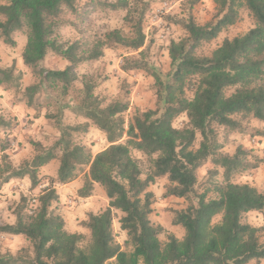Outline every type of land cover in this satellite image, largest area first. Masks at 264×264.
Listing matches in <instances>:
<instances>
[{
	"label": "trees",
	"instance_id": "16d2710c",
	"mask_svg": "<svg viewBox=\"0 0 264 264\" xmlns=\"http://www.w3.org/2000/svg\"><path fill=\"white\" fill-rule=\"evenodd\" d=\"M200 1L188 0L187 4L193 10ZM214 3L218 11L211 23L198 25L192 12L179 22L187 37L171 41L169 55L175 69L164 82L148 61L152 42L148 44L145 33L149 7L145 8L143 0H1L0 38L15 47L16 33L24 32L27 37L23 62L36 79L24 92L29 107L40 105L43 92L56 95L55 103H59L80 80L77 69L81 65L117 48L139 52L138 58L124 61L122 70L143 71L154 78L157 107L135 115L127 124L123 115L129 103L119 100L105 105L94 86L85 82L73 111L86 123L64 126L59 108L50 116L61 130L53 147L34 142L37 154L19 169L4 154L0 187L28 178L34 191L42 185V168L56 160L59 168L37 198L21 197L14 224L0 226L2 235L26 237L32 256L25 255L26 250L13 255L0 249V264H250L264 260L260 229L243 220L247 213L264 212V188L233 181L237 174L257 169L264 156L254 164L242 148L231 157L224 156L218 132V128L240 131L242 120L250 118L264 122V0ZM91 6L125 11L130 33L115 29L90 43L62 42L60 31L69 24L67 17L78 16ZM243 10L254 20V27L242 36L225 39L209 56L198 55L204 44L241 21ZM50 53L65 60L67 66L63 70L41 68ZM22 80L16 65L0 69V86L5 91H19ZM181 117L186 121L176 127ZM8 126L0 116V130ZM91 127L109 144L95 155L75 140L76 134L87 133ZM256 135L264 138V132ZM198 136L201 140L196 148ZM6 148L3 146V151ZM132 150L153 159L146 178ZM207 163L215 169L209 172V179L214 181L222 169L224 184H213L216 198H208L207 191L197 194L195 203L191 195L199 184V170ZM84 171L86 181L79 197L91 198L98 184L109 202L103 212L90 214L81 223L90 233L88 244L82 246L86 236L68 232L64 218L51 208L59 202L56 187L73 183ZM161 178L169 181L166 197L189 200L173 220L174 226L185 229L184 238L170 235L165 244L159 239L161 228L151 219L155 195L149 190ZM32 200L38 205L29 212ZM119 212L118 230L125 235L124 244L118 242L114 229ZM218 217L221 220L215 223Z\"/></svg>",
	"mask_w": 264,
	"mask_h": 264
},
{
	"label": "rangeland",
	"instance_id": "374dc122",
	"mask_svg": "<svg viewBox=\"0 0 264 264\" xmlns=\"http://www.w3.org/2000/svg\"><path fill=\"white\" fill-rule=\"evenodd\" d=\"M100 1L111 2V0ZM143 1L146 4L145 8L149 7L145 19V33L148 44L152 42L150 43L148 61L163 81L167 82L175 69L171 64L169 55L170 43L171 41L179 42L187 37L186 31L179 25V22L186 20L192 12L196 23L204 26L216 19L218 10L214 0H201L193 10L187 4L188 0ZM125 16V11H113L100 6H91L78 16L69 15L67 17L69 24L60 31L61 40L62 42L82 40L90 43L95 38L115 29H122L126 34H129L130 28L125 22ZM254 25L255 22L252 17L243 10L241 21L221 33L212 43L204 44L198 50V55L209 56L225 39L242 36L249 32ZM15 42L16 46L11 47L0 38V69L6 70L16 65L17 70L23 76L22 87L19 91H5L0 86V116L9 124L7 129L0 130V167L3 165V155L8 154L14 168H22L37 154L33 145L34 142L42 143L47 149L53 147L61 137V130L50 116L57 114L59 108L63 110L62 122L64 126H77L86 123L84 118L73 111L82 98L85 82L94 86L95 94L105 102V105L119 100L127 101L129 110L123 115L127 124L132 121L135 115L154 110L157 107L154 78L143 71L124 72L122 70L124 61L127 58H138L139 52L117 48L107 49L101 59L81 65L77 69L80 80L66 98H59V103H55V100L58 99L56 95L43 92L39 99L40 105L36 109L31 108L27 104L24 92L26 88L36 82V79L32 69L23 62L22 55L27 43L26 34L24 32L16 33ZM66 66L65 60L51 53L40 64L41 68L50 70H63ZM185 121L186 118L181 117L175 126L181 127ZM240 131L232 132L218 128L220 142L223 145L221 153L231 157L239 148H242L248 153L249 160L254 164L264 156V138L256 135L258 132H264V122L252 118L242 120ZM75 140L90 150L93 155L109 145L105 136L94 127H91L87 133L76 134ZM200 140L201 137L198 136L196 148H198ZM3 146H7L5 151H3ZM131 153L143 171V178H146L151 171L153 159L136 150H132ZM57 167L59 168L58 160L40 170L42 185L34 191L30 190L31 182L28 178L14 180L0 187V226L11 225L16 222L15 210L21 201V197L37 198L50 179L56 177ZM213 170L215 169L212 163L205 164L199 170V184L194 194L191 195L193 202H197V194H203L207 191H209L208 198L218 196L213 184H224L223 170L219 169V174L214 181H211L209 172ZM86 172L84 171L79 175L78 180L80 182H76L74 186L71 185V190L81 187V182L84 185ZM233 181L238 184H249L263 190L264 163H259L257 169L237 174ZM168 185V179L161 178L149 189L155 195L154 213L151 219L154 225L161 228L159 239L163 244L167 243L170 235H175L180 240L184 238L185 229L181 226H174L173 220L176 212L189 205V200L166 197ZM61 187H56L59 188L57 190L59 202L54 203L51 209L67 221L66 230L70 233L74 232L75 224H78L82 219H88L90 214H100L108 207L101 191L93 193L94 198L88 200L79 198V191L72 193ZM37 205L38 203L32 200L28 207L29 212L34 210ZM121 215L120 212L117 213L114 229L118 242L124 244L125 235L118 230V218ZM220 220V217L216 218L215 223ZM243 220L245 223L260 229V241L264 244V212L247 213ZM81 234L86 236L82 242V246H85L90 239V233L85 230ZM0 249L4 253L8 252L13 255L26 250L25 255L32 256L31 243L24 236L12 237L0 234ZM250 264H264V260L261 262L253 261Z\"/></svg>",
	"mask_w": 264,
	"mask_h": 264
},
{
	"label": "crops",
	"instance_id": "0c3cea01",
	"mask_svg": "<svg viewBox=\"0 0 264 264\" xmlns=\"http://www.w3.org/2000/svg\"><path fill=\"white\" fill-rule=\"evenodd\" d=\"M54 162V161H53ZM47 167V166H46ZM57 169H58V167H57ZM56 169V170H57ZM56 174H57V172H56ZM57 176V175H56ZM14 181V180H13ZM76 182H80L78 179L76 180V181H74L73 183H70V184H68V185H65V186H62L61 188L62 189H66V191L68 190V191H70V192H72V193H74V192H77V191H79L82 187H83V182H81L82 183V186L81 187H78V188H76V189H73V190H71L72 188H70L71 187V185H73L74 186V184L76 183ZM59 188H57V190H58ZM60 191V190H59ZM98 191H101L103 194H104V201H105V203H107V205H108V199H107V196H106V194H105V192H104V190H102V188L100 187V185H98V184H95V190H94V193H96V192H98ZM80 198V197H79ZM92 198H94V196H92L91 197V199ZM88 200H90V199H88ZM106 205V206H107ZM154 209V208H153ZM96 214V213H95ZM86 222L87 221V219H82L78 224H75V230H74V232H72V233H83V231H85L86 229H84L82 226H81V223L82 222ZM65 222L67 223V221L65 220Z\"/></svg>",
	"mask_w": 264,
	"mask_h": 264
}]
</instances>
